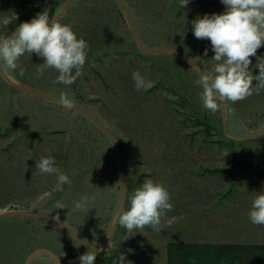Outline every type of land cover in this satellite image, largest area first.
Wrapping results in <instances>:
<instances>
[{
    "label": "rangeland",
    "instance_id": "1",
    "mask_svg": "<svg viewBox=\"0 0 264 264\" xmlns=\"http://www.w3.org/2000/svg\"><path fill=\"white\" fill-rule=\"evenodd\" d=\"M65 1L0 0V36L8 37L45 9L55 15ZM124 1L143 46L173 49L212 71L211 43L194 37L191 22L223 12L221 0H189L184 8L180 0ZM59 20L89 45L80 78L71 85L56 83L58 72L50 68L38 79L36 68L44 61L34 53L20 57L22 76L19 68L4 72L56 97L67 92L107 124L123 164V210L145 179L168 189L173 210L161 219L160 231L146 226L130 232L117 220L108 244L122 194L113 142L84 113L22 93L0 74V211L59 217L89 245L106 247L94 264H114L120 255L131 264H169V255L178 252L171 251L174 243L264 241V225L252 224L248 216L253 198L264 191V132L251 136L264 126V89L213 114L199 99L200 74L173 56L140 51L115 0H74ZM250 59L249 71L258 75L264 46ZM136 71L154 86L137 91ZM49 155L71 180L62 192L52 191L56 175L36 167ZM47 192L51 196L37 203ZM81 196L89 198L88 212L74 211ZM57 202L64 208L57 209ZM172 217L177 220L169 226ZM39 249L50 250L63 264H79L89 250L53 220L0 219V264H25ZM31 264L57 263L41 253Z\"/></svg>",
    "mask_w": 264,
    "mask_h": 264
},
{
    "label": "clouds",
    "instance_id": "2",
    "mask_svg": "<svg viewBox=\"0 0 264 264\" xmlns=\"http://www.w3.org/2000/svg\"><path fill=\"white\" fill-rule=\"evenodd\" d=\"M188 3L189 0H180V7L184 8ZM221 3L224 5L223 12L205 14L191 22L194 37L209 40L214 52L212 71L200 73L195 82L202 88L199 99L203 108L213 114L223 111L229 102L235 104L264 89V62L257 65L258 75L254 76L249 71L250 58L255 57L257 50L264 46V0H221ZM88 50V43L77 37L72 25L61 23L53 15L50 17L48 9H45L30 21L20 23L11 36H0V68L9 71L19 68L22 76L25 69L18 64L20 57L25 53L30 56L34 53L44 61L36 68L38 79L51 68L58 72L56 83L71 85L82 76ZM132 79L137 91L154 86L138 71L132 73ZM59 103L62 107L71 108L74 98L67 92H61ZM36 167L41 173L56 175L54 192H62L64 184H71L67 174L56 166L52 155L42 157ZM50 196L51 192L44 193L37 203ZM129 203L130 206L127 210L122 209L117 219L130 232L146 226L160 231L161 219L173 210L168 189L152 179H145L133 191ZM88 204L89 198L81 196L74 204V211L88 212ZM55 207L63 209L64 205L57 202ZM248 216L252 224L264 225V191L257 192L253 198ZM176 220L177 217H172L167 224L170 226ZM83 243L89 250L79 256V264H94L99 254L97 246ZM114 264L131 262L120 255Z\"/></svg>",
    "mask_w": 264,
    "mask_h": 264
},
{
    "label": "water",
    "instance_id": "3",
    "mask_svg": "<svg viewBox=\"0 0 264 264\" xmlns=\"http://www.w3.org/2000/svg\"><path fill=\"white\" fill-rule=\"evenodd\" d=\"M73 1L74 0H66L63 6L61 7V9L53 16H55L57 19L61 18ZM115 1L122 7L124 17L129 25V28L134 38L135 44L140 51L148 53V54H167V55L173 56L177 58L178 60L182 61L184 64L188 65L189 67L194 69L199 74L203 72H209L207 69H205L204 67H202L195 61L191 60L190 58L186 57L185 55L173 49L166 48V47H157L155 49H150V48L143 46L140 41L139 35L136 31L135 25L132 21L128 5L126 4L124 0H115ZM13 32L11 33V35L13 34ZM0 74L8 82V84H10L15 89L21 91L22 93L33 95V96L42 98L44 100L52 101V102L60 104L59 97H56L49 93L42 92L40 90H36L34 88L28 87L23 84H20L19 82L11 78L7 73H5L3 68H0ZM71 108L76 109L84 113L85 115H87L93 122H95L103 130V132L113 142L115 154H116L117 161H118V172H119V177H120V183L122 185V194H121L118 207L115 211V214L112 218V221H111V224L108 230L107 243L109 244L114 234L115 226L118 220L117 217L120 214V211L122 210L124 206V203L126 201V196H127V186H126V183L123 181V164H122V161L120 160L118 142L116 138L114 137V135L112 134V132L110 131V128L107 126V124L99 116H97L94 112H92L89 108H86L76 103H74ZM263 132H264V126L258 132L254 133L251 136H257V135L262 134ZM12 216H23V217L26 216V217H35V218L53 220L54 222L58 224L60 230L63 231L67 236L71 237L72 239H74L75 241H77L78 243H80L81 245H83L85 248L88 249V246L83 243L84 240L81 237L74 234L73 232H71L70 230H68L65 226L64 221L61 220L59 217H58L59 219H55L56 216L48 214V213H43L39 211H30V210H24V209L23 210L22 209H10V210L0 211V219L6 218V217H12ZM104 249H106V247H97V250L99 252H101L102 250L104 251ZM41 253H45L46 255L50 256L56 263L58 261V264H63L55 254H53L50 250H47V249H39L31 253L29 257L27 258L25 264H31L36 258V256Z\"/></svg>",
    "mask_w": 264,
    "mask_h": 264
},
{
    "label": "crops",
    "instance_id": "4",
    "mask_svg": "<svg viewBox=\"0 0 264 264\" xmlns=\"http://www.w3.org/2000/svg\"><path fill=\"white\" fill-rule=\"evenodd\" d=\"M172 244V243H171ZM178 252L169 264H264V241H215L174 243ZM170 251V252H171Z\"/></svg>",
    "mask_w": 264,
    "mask_h": 264
},
{
    "label": "snow or ice",
    "instance_id": "5",
    "mask_svg": "<svg viewBox=\"0 0 264 264\" xmlns=\"http://www.w3.org/2000/svg\"><path fill=\"white\" fill-rule=\"evenodd\" d=\"M191 264H195V262L193 261V262H191ZM224 264H227V262H224Z\"/></svg>",
    "mask_w": 264,
    "mask_h": 264
}]
</instances>
